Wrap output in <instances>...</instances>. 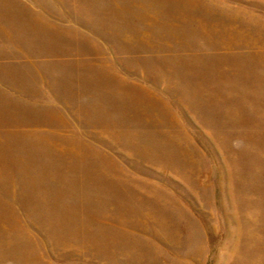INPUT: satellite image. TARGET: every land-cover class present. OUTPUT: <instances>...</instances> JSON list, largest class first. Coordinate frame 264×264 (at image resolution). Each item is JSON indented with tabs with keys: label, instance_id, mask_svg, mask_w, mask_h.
I'll return each instance as SVG.
<instances>
[{
	"label": "rangeland",
	"instance_id": "374dc122",
	"mask_svg": "<svg viewBox=\"0 0 264 264\" xmlns=\"http://www.w3.org/2000/svg\"><path fill=\"white\" fill-rule=\"evenodd\" d=\"M0 264H264V0H0Z\"/></svg>",
	"mask_w": 264,
	"mask_h": 264
}]
</instances>
